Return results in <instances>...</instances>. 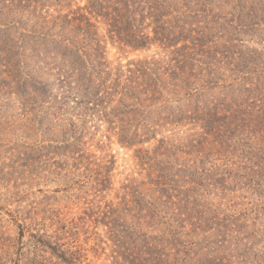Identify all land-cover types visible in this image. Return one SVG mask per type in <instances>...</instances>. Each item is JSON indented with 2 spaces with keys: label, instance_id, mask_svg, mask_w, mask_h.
I'll return each instance as SVG.
<instances>
[{
  "label": "rangeland",
  "instance_id": "obj_1",
  "mask_svg": "<svg viewBox=\"0 0 264 264\" xmlns=\"http://www.w3.org/2000/svg\"><path fill=\"white\" fill-rule=\"evenodd\" d=\"M86 1L0 0V264H33L36 241L39 237L44 241V235L80 250L82 264H114L115 248L104 226L107 223L102 220L105 213L132 198L134 190L141 192L153 182L156 173L149 156L160 141L172 143L170 140L179 138L191 144L185 158L201 170L209 169V165L221 167L224 161L216 152L215 137L203 132L207 108L220 97L235 102L226 89L199 92V88L189 96H163L153 106L163 105L159 110L163 114L157 117L153 112L150 116L160 120L156 122L160 127H154L147 137L141 125L142 113L148 109L145 105L138 110L127 108L134 113L113 116L116 103H101L108 92H100L98 103L85 98L89 90L82 91L87 88L77 90L81 63L74 56H62L60 48L47 49L44 16L66 14ZM187 2L191 10L214 16L213 22L203 19L211 36L207 42L213 46L233 42L263 49L264 0ZM149 25L150 20L143 23V32L152 35L153 27ZM99 33L105 46L106 67L125 69L136 61L169 60L155 44L133 51L110 40L104 27ZM60 35L61 30L56 28L51 39L60 40ZM72 38L73 34L69 40ZM59 45L61 49L68 46ZM166 74L158 69L157 84L169 78ZM238 74L240 77L244 73ZM63 78L74 86H61L58 82ZM111 78L103 76L104 87L109 86ZM201 78L210 80L207 71ZM154 90H159L157 85ZM101 106L104 108H96ZM174 122L180 126H172ZM84 127L87 130L77 141ZM132 134L135 138L130 142ZM246 144L249 146L242 143L234 148L233 158L250 157L259 175L264 174V158L259 164L261 156L254 148L255 142ZM210 153L213 155L209 159L206 155ZM170 173L173 171L164 174ZM257 183L233 188L222 199L210 197L221 202L225 216L223 234L229 237L223 239L221 252L232 250L231 255L239 262L244 254L248 259L245 264H264V180ZM231 225L233 232L229 230ZM40 255L44 260V252Z\"/></svg>",
  "mask_w": 264,
  "mask_h": 264
},
{
  "label": "trees",
  "instance_id": "obj_2",
  "mask_svg": "<svg viewBox=\"0 0 264 264\" xmlns=\"http://www.w3.org/2000/svg\"><path fill=\"white\" fill-rule=\"evenodd\" d=\"M187 1L87 0L84 6L66 14L44 16L47 49L60 48L62 56H74L81 63L75 82L77 90L87 88L82 91L89 90L85 98L98 103L100 92H108L101 103H116L111 111L113 116L135 111L127 108L138 110L141 104L145 105L148 109L142 113L141 125L146 137L154 127H160L156 124L160 120H152L150 116L153 112H157V117L163 114L159 112L163 105L153 107L163 96L165 99L189 96L199 88H202L199 92H209L221 87L229 91L231 100L235 101L228 103L220 97L206 110L203 135L215 137L216 152L224 160L221 167L209 165V169L203 170L193 167V161L185 158L191 144H184L179 138L170 140L174 141L172 143L160 141L154 154L149 156L156 173L153 182L146 184L141 192L134 190L132 198L105 213L102 223H107L104 226L115 248L114 264H245L248 261L244 254L239 262L231 255L232 250L221 252L223 239L229 236L223 234L225 216L221 202H214V198L222 199L221 196L232 193L233 188H244L250 182L259 185L257 182L264 180V174L259 175L250 157L241 155L236 160L232 154L237 146L242 143L249 146L246 142L252 140L261 156L258 163H263L264 47L257 50L233 42L219 48L213 46L212 42H207L211 36L203 22H213L214 16L191 10V3ZM147 20L153 27L152 35L143 32V23ZM101 27L110 40L133 51L155 44L169 56L168 62L151 59L129 63L125 69L106 67ZM56 28L61 30L57 41L51 39ZM71 34L73 38L69 40ZM262 43L264 45V40ZM59 44L68 46L61 49ZM158 69L169 76L161 84H157L155 78ZM206 71L210 80L203 81L201 75ZM238 73L244 74L239 77ZM105 75L112 77L106 87ZM58 83L64 87L74 86L67 78ZM156 85L159 90L155 91ZM125 102H129L126 107ZM172 126L180 125L174 122ZM86 130L84 127L79 131L77 141ZM135 134L128 141L132 142ZM212 155L206 156L210 159ZM145 158H148L147 153ZM171 171L169 175L164 174ZM232 217L230 215V220ZM229 230L235 231L232 225ZM51 239L52 236L44 235V241L41 237L36 241L33 264L83 263L80 250L59 244L61 239L56 238L57 242ZM40 252H44V260Z\"/></svg>",
  "mask_w": 264,
  "mask_h": 264
}]
</instances>
